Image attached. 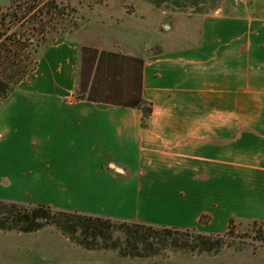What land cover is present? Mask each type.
I'll list each match as a JSON object with an SVG mask.
<instances>
[{
  "label": "crops",
  "instance_id": "crops-1",
  "mask_svg": "<svg viewBox=\"0 0 264 264\" xmlns=\"http://www.w3.org/2000/svg\"><path fill=\"white\" fill-rule=\"evenodd\" d=\"M183 7L131 0L97 26L103 43L74 32L49 46L19 88L53 97L36 108L61 110V161L44 157L55 153L52 136L35 137L33 185H1L61 188V205L33 201L207 234H225L231 220L264 222V0ZM83 45L143 61L148 127L139 108L76 97ZM11 131L0 130V144Z\"/></svg>",
  "mask_w": 264,
  "mask_h": 264
},
{
  "label": "trees",
  "instance_id": "trees-1",
  "mask_svg": "<svg viewBox=\"0 0 264 264\" xmlns=\"http://www.w3.org/2000/svg\"><path fill=\"white\" fill-rule=\"evenodd\" d=\"M67 7L59 0L43 3L40 0H11L9 6H0V106L37 69L45 50L64 37L61 25L74 23ZM89 52L95 54L89 58L94 70L92 86L89 87L92 72L88 76L82 71L81 63L76 97L139 108L143 125L148 127L154 104L142 95L143 61L121 52L81 47V54ZM0 202H10L12 206L11 215L0 218L2 230L35 231L43 227L44 223L40 221L43 218L45 222L56 224L77 245L94 250H114L123 257H151L161 245L199 254L218 252L226 235L50 205H32L30 213L15 214L12 211L23 203L2 199ZM249 223L261 225L264 222ZM233 225L231 220L229 233Z\"/></svg>",
  "mask_w": 264,
  "mask_h": 264
},
{
  "label": "rangeland",
  "instance_id": "rangeland-1",
  "mask_svg": "<svg viewBox=\"0 0 264 264\" xmlns=\"http://www.w3.org/2000/svg\"><path fill=\"white\" fill-rule=\"evenodd\" d=\"M44 1L40 0V3ZM59 1L68 6L71 20L74 22L73 24L71 22L69 26L61 25V31L65 33H63L64 37L61 39L78 32L79 40L84 41V43L95 42V40L103 43L104 38L95 34L97 26L101 23L110 27L113 24L110 18L114 14L113 9L131 3V0ZM160 1L167 4L178 3L179 6H184L183 8L193 4L195 6L194 12L201 13L202 5L206 2H209L210 5L221 2L229 4L233 0ZM10 4L11 0H0V6L2 7H7ZM211 9L213 8L211 7ZM117 15L119 16L118 24L120 26L123 24L122 19H120L121 15ZM97 21H99L98 24H96ZM184 22L180 20L179 23L185 24ZM179 26H181L179 28L180 33L183 31L184 26ZM87 47L96 49V46ZM93 56H95L93 52L82 53L80 61V68L81 63L83 64L82 71H85L88 76L92 72L91 77L94 76V70L90 63ZM131 73L133 74V72ZM19 87L2 102V108L0 109V130L11 128V133L13 132L9 143L0 144V199L23 203L19 204L16 211L12 212L15 214H28L33 208L32 205H47L35 202L33 199H52L61 205V188L31 186L29 188L32 192H35L33 193L35 196H33L31 192L25 189L4 188L1 184L2 181L8 178L14 180L20 178L24 181L22 185L32 184L29 181L33 177L30 170L32 166L36 165L38 159H42L41 156L38 159L35 158L34 148L31 145L35 137L46 139L52 136L48 147L53 145L55 153L50 154V157H44L50 161L55 158L61 161V146H55L57 141L61 142V110L54 109L51 111L46 108H36L31 103L32 101L49 100L53 97L36 95L35 87L28 84ZM45 90L55 92V89L50 87ZM17 148L19 151L18 157L16 156ZM14 165L20 167L17 172L12 167ZM14 196L19 197L20 200L13 199ZM6 203L8 204L0 202V218L11 215L10 209L12 206L9 204L10 202ZM60 205H57V208H61ZM62 209L76 210L70 207ZM42 222L44 223L42 228L31 232L0 229V264H264V223L261 225L234 223L233 230L230 233L229 230L225 233V239L218 252L199 254L193 251L178 250L177 247L161 245L151 257L130 258L123 257L114 250H94L77 245L56 224L44 220Z\"/></svg>",
  "mask_w": 264,
  "mask_h": 264
},
{
  "label": "built area",
  "instance_id": "built-area-1",
  "mask_svg": "<svg viewBox=\"0 0 264 264\" xmlns=\"http://www.w3.org/2000/svg\"><path fill=\"white\" fill-rule=\"evenodd\" d=\"M247 0H233L235 6H240L246 3Z\"/></svg>",
  "mask_w": 264,
  "mask_h": 264
},
{
  "label": "water",
  "instance_id": "water-1",
  "mask_svg": "<svg viewBox=\"0 0 264 264\" xmlns=\"http://www.w3.org/2000/svg\"><path fill=\"white\" fill-rule=\"evenodd\" d=\"M44 219L42 218L40 221H43Z\"/></svg>",
  "mask_w": 264,
  "mask_h": 264
}]
</instances>
